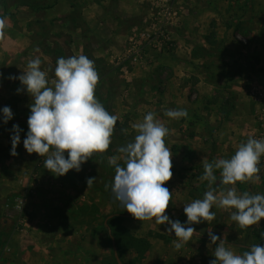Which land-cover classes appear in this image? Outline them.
I'll return each mask as SVG.
<instances>
[{"label": "rangeland", "instance_id": "1", "mask_svg": "<svg viewBox=\"0 0 264 264\" xmlns=\"http://www.w3.org/2000/svg\"><path fill=\"white\" fill-rule=\"evenodd\" d=\"M23 1L24 0H0V18H10L6 19L7 27L4 30L10 31L11 35H26V41L30 44L33 41L35 43L39 39H43V44L45 43L44 47L46 46L44 49L40 48L39 51H36V47L29 46L26 48V50L36 58L39 57L43 59V57H45L44 53L47 55L49 54V56H54L53 51L57 48L56 41H59L62 44L61 47L64 46L65 50L68 49L67 47L72 40V34L70 27L68 25L66 26L64 22H66V20L70 22V20L68 18L64 19L62 15H56L54 13L55 9H47L54 0H44L49 4L46 6L47 8L44 6L47 12L44 8L41 11L32 8L30 4L33 5V2H37V0H27V4H23ZM63 1L64 3L59 5L60 14L66 13L67 15L69 11V0ZM83 1L81 0V3H83ZM95 1L96 0H85V8L92 6V11L89 13L92 15V18L83 15L76 17L78 25L80 24L79 26L82 27V33H84L88 31L87 24L89 22H94V19H98V15H94V12L95 14L96 12L103 14L104 7L106 10H112V16L115 15L113 18L116 19V14L119 16V19L116 21L114 19V22L108 20L109 23L104 26L96 25L97 28L88 31L86 35L88 38L84 36L85 39L83 40V45L86 44L87 39V43H91L90 47L87 48L90 53L86 56L94 61L100 77L98 86L95 90V96L110 114L118 117V120L109 150L104 153L94 154L91 159L82 165L79 172L75 169L70 170L66 175L57 176L60 180H56V182L53 183L54 186L61 185L64 187L65 185V187H67L65 199L68 200V205L70 206V217L67 219L68 225H65V223L61 221L65 213L63 211H58L59 214L56 215L59 222L54 226L53 230H56V233L58 232L57 235H61V238L58 239V242L52 249L54 250L55 256L52 257L49 264H118L114 255L113 243L108 228L105 225V219L107 215L119 210H122V212L127 211L115 200L111 187L107 190L105 189L106 184L111 185L114 182L115 175V166L108 163V158L110 156L121 157L117 160V163L124 166L122 154L118 152V149L121 146H126L129 142H134L137 132L133 128V125L143 122L144 116L148 114L151 109L155 113V118L169 129V134L165 138L166 146L173 155V178L164 185L173 192L171 205L167 209L166 214L171 220H179L187 226V216L183 210L184 206L195 199H203L204 193L209 190L208 182L200 179L204 173L202 164L203 159L197 160L196 152L190 147L191 144L182 142V139H185L184 134L193 133V130H185L183 133L184 130L178 129V127H181L179 126V119H172L165 115L168 109H179L178 104H175L171 100L170 102L169 99H166V101L163 100L164 91L170 90L169 88L174 89L172 86L173 84H169V79L172 76L174 77L173 70L175 68L170 70L172 66L168 64H165V66L163 62H158L157 64L159 60L158 56L163 53L162 51L172 54L173 57L170 56L172 57V61H181L184 58L183 53L186 52L184 48L188 47L190 42H193L198 37L199 40L202 39L203 42H208L203 36V31H199L200 27L194 24V22L197 23V19L190 12L194 7L199 8L200 6L205 9L208 4L205 6V3L199 4V1L196 3V0H167L175 12L168 26L171 40L160 46V49L153 53L151 59H149L147 63L135 65L128 61L126 63L124 62V69H122V65H116V61L117 57L123 54L124 47L130 34L135 28H145V26L150 23L151 17H153L156 11L168 3L165 0H102L104 7H97ZM202 1L203 0H200V2ZM206 1L207 0H205V2ZM211 1V6H215L216 4L217 8H227L234 11L236 15V17H234L236 21L233 23L228 38H230L231 42H239V46H231L230 43L228 46H223L225 40H223L221 36L226 35V33H223L220 27V29L216 30L218 34L214 35L213 32L208 34L213 36L215 44H217L210 48L208 56L209 59L212 60L215 57L217 58L219 53L217 54L216 52H220V50L225 47L224 54L228 55V61L225 62V67L223 68L222 64H217V59H215L213 65L215 70H213L212 73H217L222 76L225 74L235 75V77L232 78L233 84L236 83L239 85L240 91L244 95H247L251 103H249L252 107L251 112L253 113V115L251 113V118L254 120L245 124L247 126V134L245 137H242L246 143L249 137H253L257 127L255 110L258 105L256 106L250 94L252 90L264 89V0ZM22 4L24 7L21 9ZM111 6H113V9H111ZM134 9L135 11H133ZM129 10L133 11L130 12V14L136 13L133 18L132 16H126ZM220 23L221 25L224 24L222 20ZM92 24L96 23L94 22ZM186 24H192L193 28L189 30L184 29ZM238 25L243 26L244 29H238ZM113 29L115 33L110 34ZM212 31L215 30L213 29ZM39 33L42 34L39 35ZM2 38L3 37H0V40ZM109 39L112 40L113 45H117L118 42H121L122 46L121 44V47L113 46L110 48V44L108 47L105 46V43ZM102 46L106 48V51L104 49L103 52L98 50L99 47ZM82 49H84V47ZM8 51L10 52L11 50ZM41 51L43 52V56L41 55ZM65 52L66 55L69 56L68 54H70V52ZM85 52L86 51H84L83 55H85ZM200 52H203V50H200ZM101 54H104V56ZM188 54L193 55L189 52ZM200 55L205 56L203 53ZM44 59L42 60L43 65L48 66V72L53 74L55 70L54 64L47 65V61ZM207 69L209 68L207 67ZM2 70L3 66L0 64V72ZM176 70L178 71L177 68ZM239 76L241 77L238 79ZM218 79L219 76L213 74L210 81L216 85ZM174 80L176 83H174L175 88L178 86L177 83L181 85L185 84L183 82V76L177 75ZM225 82L227 83V81ZM192 87L193 88L188 90V93L189 97L193 100L195 99L194 97H196L195 91L198 89L195 88L194 85ZM215 90L216 92L213 91V94L221 95L218 92L219 88L215 87ZM15 101L16 98H14L12 102L15 103ZM166 107L167 109H165ZM1 114L0 112V169H3V167L6 168L5 162L7 161L4 159L10 156L15 158L25 155L23 157L29 159L28 163L30 165L22 178L25 179V184L27 183L28 191H25V193L27 197H29L32 192L36 194V189L44 187L43 183L46 180L45 176L48 173H50V175L53 173L45 168L44 161L47 156H44L42 165L37 167L35 162L39 154L32 153L30 155L25 149L23 141L26 139L28 131L19 133L20 143L16 147V153L19 151V154H11L12 136L15 135L13 126L19 125L20 122L24 121V118L28 119L31 112L26 113L25 116H23L24 118L20 116L19 113H17V115L13 114L12 119L8 120L7 123H4V117ZM19 127H23L22 124H20ZM123 129H127V133L122 131ZM5 130L9 140L3 139L6 133ZM175 136H177V138H174ZM199 137L198 139L200 140L197 141L201 142H211L214 139H204L202 134H200ZM206 146H208V144H206ZM227 153H230L231 156L235 154V152L231 153L230 151ZM65 156L67 157V153H65ZM206 158L209 162H213L217 159H230L231 157L220 158V156L217 155L215 158ZM28 163L26 165H28ZM259 168V180L255 182H237L236 185H223L221 183L220 171L215 170L214 174L217 180L212 187L216 190L217 195L221 192H225L231 187H235L240 194L249 192L250 194L264 195V159L260 161ZM92 177L96 179L91 187L88 188L87 179ZM58 196L59 195L53 194L51 199L55 200ZM13 200L14 197L11 199L2 198L0 193V264H23L20 257H16L14 254L12 255L14 251L11 248V241L4 237V234L11 233V230L16 229V222L14 219L15 223H13V225L3 224L4 218L6 219V216L9 214L4 215L1 206L3 203L6 208L12 207ZM212 211L216 213V217L213 221L210 223L204 221L200 224H193L191 226L196 228L197 231L206 234L212 231L214 234L220 236L222 240L231 242L229 244L225 243V247L236 254H243V252L249 250L254 244L264 245V235H262L264 234V219H262L258 225L242 229L237 222L230 218L231 213L235 211L234 209H223L213 205ZM14 217H17L15 213L8 216L10 219ZM120 219L117 227L118 229L125 228L128 233L137 237H147L150 241V248L145 255H140L141 253L139 254L133 245L128 244V246L125 244L123 250L119 248L121 259L124 264H210V261L216 259L213 253L219 242H217V244H212L208 238L193 236L191 240L183 243L180 249H176L173 243V241L177 239L174 231L170 234L167 232V228L159 225L144 223L132 218ZM112 231L115 235L113 229ZM46 235L45 239H48L50 235L52 236L53 234ZM117 245L119 247L118 243ZM75 248L79 250H74ZM62 251L66 253L61 254ZM42 264L45 263L42 262Z\"/></svg>", "mask_w": 264, "mask_h": 264}, {"label": "clouds", "instance_id": "2", "mask_svg": "<svg viewBox=\"0 0 264 264\" xmlns=\"http://www.w3.org/2000/svg\"><path fill=\"white\" fill-rule=\"evenodd\" d=\"M6 27V19L0 18V37L4 36ZM54 74L56 79L53 86H49L47 73L41 69V59L37 57L29 60L26 70L18 77L33 98L28 118L29 131L23 143L29 154L47 156L44 161L46 169L56 176H63L73 169L79 172L94 154L109 150L118 117L110 114L96 98L100 77L94 61L86 55L59 57ZM2 111L4 123H7L13 117L12 110L6 106ZM165 115L178 120L186 118L188 113L184 109H168ZM133 128L137 132L134 142L118 149L124 166L117 163L121 157L108 158V163L115 166V175L114 182L106 184L105 189L111 187L115 200L136 220L154 219L158 225L169 224L167 232L171 234L174 231L176 249H180L197 232L191 225L204 221L210 223L215 219L213 205L234 209L230 218L242 229L258 225L264 219V195L240 194L235 187L217 195L212 187L217 180L215 170L220 171L223 185L259 180L264 139L249 137L230 159L209 162L203 158L204 173L200 179L208 182L209 190L203 199H195L184 206L186 226L179 220H171L166 214L173 194L164 186L173 178V155L165 139L169 129L152 112ZM13 130L11 154L16 155L21 129L14 125ZM122 131L127 133V129ZM95 179H87L88 188ZM208 235L212 244L219 242L213 253L216 259L210 264H264V245L254 244L243 254H236L225 247L220 236L212 231Z\"/></svg>", "mask_w": 264, "mask_h": 264}, {"label": "crops", "instance_id": "3", "mask_svg": "<svg viewBox=\"0 0 264 264\" xmlns=\"http://www.w3.org/2000/svg\"><path fill=\"white\" fill-rule=\"evenodd\" d=\"M43 1L44 0H37V3L41 5L38 6L39 8L37 9V11H41L44 8L47 12L46 6H48L49 4ZM207 1L205 2V0H203L202 2H200V0H196V3H205V6L206 4H208V6L210 7L207 6V8L204 9L198 5L199 8L194 7V9H192L190 12L197 19V23L194 22V24L200 27L199 31H203V36L207 39L208 42L205 43L202 41V39L199 40V37L193 42H190V44H188V47L184 48L186 52L183 53L184 58L181 61H172V54H168L165 51H162L163 53L158 56L159 60L157 61V64L158 62H163L164 65L168 64L169 66H172L170 67V70H173L175 68L173 70L174 77L172 76L169 79V84H173L172 86L174 87V89L169 88L170 90L164 91L163 100L166 101V99H169V102L171 100L175 104H178L179 109H184L187 111L188 116L186 118L179 119V126L181 127H178V129L180 128V130H184L183 133L185 132V130H193V133L190 132V134H184L185 139H182V142L185 144H191L190 147H192L193 151L196 152L197 156H195L197 160H201L205 156L208 158H215L217 155H219L220 158L232 157L231 154L227 152H236L239 146L242 143H245V140L242 137H245V135L247 134V126L245 124L254 120H252L251 118L252 107L247 95H244L240 91L239 85H237L236 83L233 84L232 82V78L235 77V75L225 74L223 75V77L222 75H218L217 73H212L213 70H215V68H213L215 59H217V64H222L223 68L225 67V62L228 61V55L224 54L225 47H223L220 52H216L217 54L219 53L218 55L216 54L217 58L215 57L212 60L209 59L208 56V51L210 50V48L217 45L215 44V39L213 38V36L208 34L210 32H213L214 35L218 34L216 30L220 29V27L223 33H226L227 35V37L226 35L221 36L223 40H225L223 46H228L229 43L231 46H239V42H231L230 38H228L233 27V23L236 21L234 20V17H236V15L234 11H231L227 8H217L216 4L215 6H211L212 1ZM63 3V0H54V2L50 3V7L47 8L48 10L55 9L54 13L56 15H62L64 19L68 18L70 20V22L66 20L64 24L70 27L72 34V40L67 47L68 49L65 50V47H61L62 44L59 41H56L57 48L53 51L54 56H49V54L47 55L46 53H44L45 57H43V59L45 58L44 60L47 61H45L46 64H54L55 67L57 59L59 57L68 58L69 56H79L81 54H84V51H86L85 55H88L90 51L87 48L90 47L91 43H87V39L86 44L83 45V40L88 34L87 32L96 29V25L104 26L109 23L108 20H112L114 22L115 19L113 18L115 15L112 16V10H106L103 5V1L96 0L95 3L97 4V7H104V13L101 14L100 12H96L95 14L94 12V15H98V19L93 20L96 24H92L94 22H89L87 24L88 31L84 32L83 30L84 33H82V27L79 26L80 24L78 25L76 16L80 17L81 15H83L85 17L92 18V15L89 14L92 11V6L85 8V0L83 1V3H81V0H69V11L66 15V13L60 14L59 5ZM22 7H24L23 4L21 6V9ZM111 7V9H113V6ZM133 11H135V9ZM133 11L129 10L127 13L128 15L126 14V16H132L133 18L136 14H130V12ZM117 19H119V16L116 14L115 21ZM219 20H222L224 24L221 25ZM191 28H193L192 24H186L184 29L189 30ZM196 29L198 30L197 27ZM213 29L215 31H212ZM238 29L243 30L244 28L243 26H239ZM42 33H39V35H41ZM113 33H115L114 29L110 34ZM12 35L10 31L8 32V30H6L4 32L3 38L0 40V64L3 66V70L0 72V112L4 117L2 110L7 106L11 108L13 114L17 115V113H19V115L23 117L26 113L31 112L30 105L33 103V98L30 96V94H28L26 87L21 84L18 77L23 74L24 70H26L29 60H33L36 58L33 57L32 54L29 53L28 50H26V48L31 46L36 47L37 49H44L46 46L44 47L45 43L43 44V39H39L35 43L33 41L30 44L28 41H26V35ZM109 40L105 43V46L107 47L109 44L111 46L110 48H112L113 46L118 47L121 44V42L119 43L117 41V45H113L112 40ZM83 47L84 49H82ZM103 49L106 51V48H104L103 46L99 47L98 50L103 52ZM8 50L11 51L9 52ZM200 50H203V52H200ZM65 51H68L67 53L70 52V54H68L69 56L66 55ZM188 52L192 53L193 55L188 54ZM201 53H203L205 56H201ZM41 55L43 56L42 51ZM101 55L104 56V54ZM43 59H41V69L46 71L47 73L49 86H53L52 82L56 79L55 74L48 72V66L43 65ZM202 66L206 70L203 69ZM207 67L209 69H207ZM176 68L178 69V71L176 70ZM213 74L219 76L218 83L216 85H214L215 83L213 84L210 81V78L213 77ZM177 75L183 76V82L185 84L181 85L177 83L178 86L175 88L174 79ZM12 77H17V79H12ZM240 77L241 76H239L238 79ZM225 81H227V83ZM220 82H222L223 84ZM193 85L198 90H194L196 97H194L195 99L192 100L189 97L188 90L190 88H193ZM215 87L219 88L218 92L221 95L213 94V91L216 92ZM14 98H16L15 103L12 102ZM165 109H167V107ZM150 112L154 113L152 109L150 110ZM26 120L28 121V119L24 118V121L19 123V125L22 124L23 126L19 127L21 129L20 132L29 131L28 122ZM200 134L203 135L204 139H214L211 142L197 141L200 140L198 139L200 138ZM174 138H177V136H175ZM3 139L9 140L7 132L5 133ZM206 144H208V146H206ZM18 152L17 155L19 154ZM23 156H18L15 158L10 156L9 158L4 159L7 161L5 162L6 168L3 167V169H0V193L2 198L4 197L5 199H11L12 197H14L15 200L17 197L25 195V191H28L27 183L25 184V179L22 178V176L25 175L26 170H28L30 164L28 163L29 159H26ZM27 163L28 165H26ZM45 179L46 180L43 183L44 187H39L40 189H36V194L35 192H32V194L29 195L26 207L23 212H16L12 207L6 208L3 203L1 206V210L4 215L15 213L17 216L16 218L14 217L10 219L8 218V215L6 216V219L4 218L3 224L5 225H13V223L16 222V229L11 230V233L4 234V237L8 238V240L11 241V248L15 252H13L12 255L14 254L16 255V257H20V259H22L23 261V264H42V262H44L45 264H49L52 257L55 256L54 250L52 249L58 242V239L61 238V235H57L58 232L56 233V230H53L54 226L59 222V219L56 216L59 214L58 211H63L65 213L61 221L65 223V225H68L67 219L70 217V206L68 205V200L65 199V192L67 190V187H65V185L64 187H62L61 185H56L58 187L53 185L56 180H60L55 174L50 175V173H48L45 176ZM53 194L59 196L55 200H53L51 199ZM46 234L53 235H50L48 239H45L47 236ZM74 250L79 249L75 248ZM65 251H62L61 254L66 253Z\"/></svg>", "mask_w": 264, "mask_h": 264}, {"label": "built area", "instance_id": "4", "mask_svg": "<svg viewBox=\"0 0 264 264\" xmlns=\"http://www.w3.org/2000/svg\"><path fill=\"white\" fill-rule=\"evenodd\" d=\"M173 15H175L173 7L169 3L165 4L156 11L153 17H151L150 23L145 28H135L128 37L123 54L117 57L116 65H122V69H124V62L130 61L135 65L147 63L153 53L160 49V46L171 40L168 26ZM250 96L255 101L256 106L258 105L255 110L257 127L253 137L256 139H264V89L252 90ZM262 159H264V156L261 157ZM43 161L44 156L41 157L38 155L35 165L37 167L41 166ZM27 200V194L17 197L12 204V208L16 212H23Z\"/></svg>", "mask_w": 264, "mask_h": 264}, {"label": "trees", "instance_id": "5", "mask_svg": "<svg viewBox=\"0 0 264 264\" xmlns=\"http://www.w3.org/2000/svg\"><path fill=\"white\" fill-rule=\"evenodd\" d=\"M27 2H28L27 0H24L23 4L25 3L27 4ZM30 5L32 6L34 10H37L39 8L38 6H41L36 1L33 2V5L32 4ZM118 212H122V210H119ZM120 220H121L120 218H112L109 221L111 228L115 232V237H116L117 243L119 244L120 250L124 249L125 244L127 245L129 244V245H133L137 249L139 254L141 253L140 255H145L150 248L149 239L147 237L134 236L131 233H128L127 229L125 228L118 229L117 227H118Z\"/></svg>", "mask_w": 264, "mask_h": 264}, {"label": "water", "instance_id": "6", "mask_svg": "<svg viewBox=\"0 0 264 264\" xmlns=\"http://www.w3.org/2000/svg\"><path fill=\"white\" fill-rule=\"evenodd\" d=\"M112 218H132V219H135L130 213L128 212H114V213H111L109 215H107L106 219H105V225L107 226L108 228V232H109V235H110V238H111V241L113 243V247H114V255H115V258L118 262V264H124L122 259H121V255H120V251H119V247L116 243V237L112 231V228L109 224V221L112 219ZM141 222H144V223H149V224H154V225H158L155 223V220L153 219L152 221H141ZM159 226H162L164 228H169L170 225L169 224H164V225H159ZM193 236H197V237H202V238H209V235L206 234V233H203V232H199L197 231L196 233L193 234ZM226 244H229L231 242L229 241H225Z\"/></svg>", "mask_w": 264, "mask_h": 264}]
</instances>
